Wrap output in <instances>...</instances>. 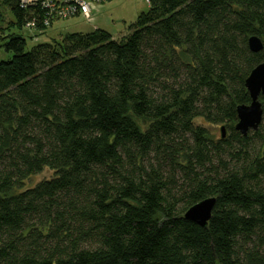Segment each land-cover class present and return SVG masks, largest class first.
<instances>
[{
  "label": "trees",
  "instance_id": "obj_1",
  "mask_svg": "<svg viewBox=\"0 0 264 264\" xmlns=\"http://www.w3.org/2000/svg\"><path fill=\"white\" fill-rule=\"evenodd\" d=\"M73 1L0 0V264H264V93L234 129L264 0H147L118 39L27 48Z\"/></svg>",
  "mask_w": 264,
  "mask_h": 264
},
{
  "label": "rangeland",
  "instance_id": "obj_2",
  "mask_svg": "<svg viewBox=\"0 0 264 264\" xmlns=\"http://www.w3.org/2000/svg\"><path fill=\"white\" fill-rule=\"evenodd\" d=\"M88 2L90 4V15L85 17L81 14H69L66 18L56 19L49 28V34L47 36L41 35L34 39L30 37V32L28 30L23 29L21 35L26 40L27 48H30L32 45L39 42L49 41V37L52 36L53 38V36L55 37L59 32H88L95 27L107 31L113 38L118 39L128 32L127 25L133 22L138 14L145 12L148 9L146 0H104L102 2L88 0ZM60 7L61 6L59 5L57 13L61 11ZM62 9H65V7ZM0 58H5L2 51H0ZM220 126L221 124H207L209 133L213 135L215 139L220 135ZM51 175L52 172L50 170L44 169L39 174L33 175L24 181L23 187H31L36 182L48 178Z\"/></svg>",
  "mask_w": 264,
  "mask_h": 264
},
{
  "label": "water",
  "instance_id": "obj_3",
  "mask_svg": "<svg viewBox=\"0 0 264 264\" xmlns=\"http://www.w3.org/2000/svg\"><path fill=\"white\" fill-rule=\"evenodd\" d=\"M247 43L252 52H258L262 48L261 40L255 35L248 37ZM244 86L249 94L250 102L236 106L237 121L234 125V129L242 135H245L249 129H256L261 121L262 108L258 97L264 93V59L250 70L245 78ZM220 136L224 137L223 126H220ZM214 202V197H206L188 207L183 217L200 226H205L210 218Z\"/></svg>",
  "mask_w": 264,
  "mask_h": 264
},
{
  "label": "built area",
  "instance_id": "obj_4",
  "mask_svg": "<svg viewBox=\"0 0 264 264\" xmlns=\"http://www.w3.org/2000/svg\"><path fill=\"white\" fill-rule=\"evenodd\" d=\"M24 1L29 2L30 0H23V2ZM95 1L100 2L99 0H95ZM89 6H90V4H89L88 0H74L70 6L63 9L60 13L63 17H65V16L67 17V16H69V14H72V13L77 11L79 14L86 17V16L90 15Z\"/></svg>",
  "mask_w": 264,
  "mask_h": 264
}]
</instances>
